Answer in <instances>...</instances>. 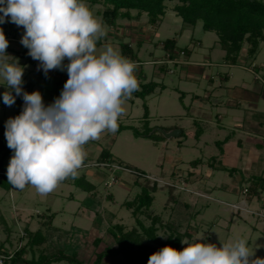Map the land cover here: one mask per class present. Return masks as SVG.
<instances>
[{
    "label": "rangeland",
    "instance_id": "rangeland-1",
    "mask_svg": "<svg viewBox=\"0 0 264 264\" xmlns=\"http://www.w3.org/2000/svg\"><path fill=\"white\" fill-rule=\"evenodd\" d=\"M82 2L102 24L97 14L100 5L92 7L88 1ZM177 4L166 2V15L157 26L149 25L146 15L139 21L119 20L121 25L114 30L102 25L107 36L97 49V55L111 46L122 56L120 44L116 42L130 44L139 50L142 63L135 65L134 73L139 90L140 83L150 81L162 83L166 89L158 88L146 100L134 92L123 101L124 114L119 118L118 131L115 134L102 133L100 139L83 146L90 161L79 169L78 176L85 175L95 185L94 191L81 190L71 178L61 182L46 196L39 195L30 185L22 191L13 187L6 191L0 187V244L4 243L9 252L14 253L27 244L26 230L35 232L42 229L47 242L36 247L34 255L29 250L25 258H38L42 252L50 255L63 250L67 255L76 254L84 264H94L97 253L106 247H117L111 235L117 225L122 226L125 232L135 229L142 233L132 214L135 207L129 209L126 203L136 205L143 192V187L136 185V180L149 179L157 182L160 188L156 192L150 189V193L155 197L152 214L162 221V224H157V236L162 241H166L172 232L186 233L184 240L189 245L206 243L220 247L221 244L244 239L249 251L254 253L251 259L264 258V193L258 197L245 192L251 183L243 180L264 176V94L258 104L254 100L255 94L262 91L260 85L264 86V76L249 67L252 60L245 55L247 46L239 64L234 67L226 64L225 52L218 45L217 35L205 32L202 21L196 27L184 24L174 11ZM132 13L135 15L136 11ZM23 34L9 40V45L15 46L9 56L19 64L27 60L17 52L27 49L20 43ZM175 38L177 50L174 58L168 59L163 42ZM139 41H142L140 49ZM185 49L191 55L180 54ZM64 63H68L67 59ZM256 64L264 66V43ZM63 73L68 75L66 69L59 70L54 80H59ZM226 76L230 77L229 81ZM38 77L35 72L34 77L24 79L23 90L41 92ZM244 82L249 85L247 87L251 91L248 93L251 95L248 103L244 102L237 108L235 98L247 91L233 90V87H241ZM3 84L5 81L0 78L1 93L8 91ZM230 91L234 99L228 97ZM41 94L44 101L54 102L55 98H49L43 89ZM145 102L149 108L148 121L143 118ZM11 115L16 117L13 113ZM174 127L183 129L184 134L167 140L161 133H153L156 129L170 132ZM136 130L141 134L151 130L149 134L152 137L136 138ZM197 130L203 131L199 139L195 138ZM238 142L241 150L242 147L244 149L237 158V172L231 176L223 170L224 167L232 169L224 164L223 148ZM102 150H111L115 161L123 165L114 162L108 166H96ZM248 153L250 156L257 153L259 158L255 155L249 159ZM12 155L13 152L5 159L3 171L7 172ZM199 159L202 164L192 168L191 162ZM212 162L214 167H211ZM119 166L133 171L122 170ZM249 170L253 171L251 175ZM189 172H194V176ZM173 183H178L175 192L178 197L176 202L170 203L166 187ZM51 215L54 217L49 227L45 222ZM140 220L146 227L152 224L148 217L140 216ZM97 239L101 240L99 244ZM187 244L182 243L181 251ZM152 246L153 253L159 251V246ZM103 264L127 263L121 255L107 258Z\"/></svg>",
    "mask_w": 264,
    "mask_h": 264
},
{
    "label": "clouds",
    "instance_id": "clouds-1",
    "mask_svg": "<svg viewBox=\"0 0 264 264\" xmlns=\"http://www.w3.org/2000/svg\"><path fill=\"white\" fill-rule=\"evenodd\" d=\"M0 13V24L10 18L24 28L20 43L45 76L50 70H67L59 97L45 106L39 91L23 90V68L8 62L9 41L0 28V78L8 89L3 103L11 107L17 96L24 102L22 112L5 122L13 152L7 180L16 190L30 185L46 196L66 179L79 178L84 145L118 131L123 101L139 90L135 64L111 46L97 55V43L107 33L82 0H0ZM187 245L182 251L165 246L148 264H264V258L251 259L254 253L244 239L220 247Z\"/></svg>",
    "mask_w": 264,
    "mask_h": 264
},
{
    "label": "trees",
    "instance_id": "trees-1",
    "mask_svg": "<svg viewBox=\"0 0 264 264\" xmlns=\"http://www.w3.org/2000/svg\"><path fill=\"white\" fill-rule=\"evenodd\" d=\"M88 1L91 6L100 5V9L97 14L102 19V25H107L111 28H118L119 20H140L143 15L148 18V24L151 26H157L161 23L162 18L166 15V2H178L174 7V11L177 16L180 17L184 24L196 27L200 21L203 22V30L207 33H215L218 37V45L221 50L225 52L224 62L228 65H237L240 57L243 55V50L247 46L245 55L249 60H252V66L256 67V61L261 51V44L264 43V0H84ZM132 11H136L134 15ZM3 15V13H0ZM0 28L3 29L6 39H15L19 34L24 33L22 26L18 27L14 23L10 22V18L4 24H0ZM8 40V41H9ZM104 38L97 43V49L103 45ZM10 42V41H9ZM142 41L138 42L139 49ZM164 50L167 51L169 58L173 59L177 50V39H167L163 42ZM6 50H10L7 48ZM120 51L123 57L129 59L131 62H138L139 50H135L130 44L120 43ZM21 54V57L32 61L33 59L27 54L28 49H25ZM180 54L191 55L188 49L181 51ZM139 61V62H140ZM164 65V64H162ZM257 72L264 71V66L258 65L256 67ZM41 77H45L44 72L40 73ZM262 76L264 73L262 72ZM47 77L49 75L47 74ZM68 79V75H62L59 80L49 79L56 85L57 94L52 98H57ZM141 89L135 91L138 97L146 99V97L152 95L157 88L162 91L166 89V86L162 83L154 81L141 83ZM182 98V97H181ZM51 104V103H50ZM144 116L143 118L148 121L149 108L144 103ZM133 130L134 128H128ZM152 130V129H151ZM149 130L146 134H141L137 130L134 131L136 138H151ZM122 131H120L121 133ZM203 131L197 130L195 137L199 139ZM184 134L182 130L181 136ZM226 140L225 142H227ZM222 150V149H221ZM12 153L7 145L5 138V123H0V187L6 191H9L12 186L8 183L7 172L5 169L4 161ZM90 160L85 158L83 167L88 164ZM114 162H118L119 165H123L118 160L115 161L114 155L110 150H102L99 157V164L111 165ZM202 161L195 160L191 162L192 168L196 169ZM211 167H214V163H211ZM82 169V168H81ZM128 169V168H127ZM232 176L235 174L236 168L227 169ZM133 171V170H132ZM138 172V171H136ZM194 172H189V175H193ZM139 176H143L138 172ZM175 175H172L174 178ZM245 182L251 183L247 192L260 197L264 193V176H253L249 180L243 178ZM145 181V182H143ZM76 185L85 192H92L95 190V185L87 180L83 175L78 179H75ZM136 185L143 187V192L140 194L137 204L132 202L126 203L129 209L135 207L132 214L136 217V223L142 230V233L135 229L125 232L122 226L117 225L116 231H112L111 235L117 244L116 248L106 247L101 252L96 254V260L94 264H103V261L107 258H115L123 256L126 259L127 264H148L149 257L153 254V244L159 246V250L165 246H170L177 251H181V240H184L185 234L172 232L166 241H162L157 236V224H160L161 218L152 214L151 206L155 197L151 195L150 189L153 192L158 191V183L151 182V180H136ZM152 186V187H151ZM168 202L173 203L177 201L178 195L175 194L178 188V183L168 184ZM162 189V188H161ZM262 207L264 209V201H262ZM140 216L148 217L152 220V224L146 227L140 220ZM54 215H51L48 221L45 223L48 226H52ZM45 224V225H47ZM162 224V223H161ZM27 231L28 241L27 244L20 249L11 253L5 247V244H0V256L5 259V264H53L66 262L69 264H84L78 259L76 254L67 255L63 250L51 253L50 255L42 252L38 258L33 256L31 259L25 258L26 253L30 250L33 255L34 249L40 247L47 242V236L42 229L35 232ZM151 241L153 244H150ZM100 239L96 240L99 244Z\"/></svg>",
    "mask_w": 264,
    "mask_h": 264
},
{
    "label": "crops",
    "instance_id": "crops-1",
    "mask_svg": "<svg viewBox=\"0 0 264 264\" xmlns=\"http://www.w3.org/2000/svg\"><path fill=\"white\" fill-rule=\"evenodd\" d=\"M144 17V16H143ZM141 20V19H140ZM135 21H139V20H135ZM119 25H121L120 23H119ZM120 27V26H119ZM118 27V28H119ZM117 28V29H118ZM113 30L114 29H116V28H112ZM108 35H110V38H113L114 39V36L112 35V33H110V32H108ZM18 37H16V39H17ZM118 40H121L120 38H118ZM104 41V40H103ZM113 42H115V41H113ZM116 43H118V44H120V41L119 42H116ZM17 44V43H16ZM13 45V44H12ZM18 46V45H17ZM20 46V45H19ZM13 46H8V48L10 49V50H6V53H7V55L9 56V54L11 53V52H13L11 49H15L14 47L12 48ZM24 49V48H23ZM152 54V53H151ZM139 58H140V55H139ZM258 59V58H257ZM7 60H8V62L9 63H11V62H13V60H14V58H12V57H8L7 58ZM26 60V59H25ZM15 61V60H14ZM140 61V60H139ZM133 62L135 65H142V63H141V61L140 62ZM27 62H29V63H27ZM38 63H39V61H36V60H32V61H29L28 59L25 61V62H22L21 64H19V66L20 67H22L23 68V71H24V74H23V76H24V78H22L23 79V81H24V79H27V77L29 78V77H31V76H35V72L36 73H38L39 74V81H40V85L41 84H47V83H53L52 81H50L49 79L51 78V80L52 79H54V78H57L56 77V74H57V72L59 71V69H55V70H50L49 72H48V75H49V77H47V76H45V77H41V75H40V73L41 72H43V70L41 69V68H39V65H38ZM238 64H239V62H238ZM28 65H30V66H28ZM230 66H236V65H230ZM258 65L256 64V67H257ZM250 67V66H249ZM256 67L254 68V67H252V68H254V71H256ZM27 71V72H26ZM258 74H262V72H260V73H258ZM62 75H64V73L62 74ZM61 75V76H62ZM59 79V78H58ZM226 80H230V77L229 76H226ZM158 83V82H157ZM28 84L30 85L31 83H29L28 82ZM141 84V83H140ZM39 85V88L41 87ZM249 87V85L246 83V82H244L243 83V85L240 87L239 85H235V87H233V90H238V89H243V90H245V91H247V92H244V95H242V96H239V97H237V98H235V104H236V107L237 108H240L241 107V105L245 102V103H248L247 101L249 100V98H248V96L249 95H251V94H249L248 93V91L250 90L248 87ZM23 87V86H22ZM35 88V87H34ZM260 88H261V92L260 93H258V94H255V102H256V104H258L260 101H261V98H262V96H263V94H264V86L263 85H260ZM158 89V88H157ZM156 89V90H157ZM257 89V88H256ZM39 90V89H38ZM40 90H41V92L40 93H42V88H40ZM251 91V90H250ZM155 93V92H154ZM153 93V94H154ZM184 94H186V92H183ZM263 93V94H262ZM13 95H15V92L13 91ZM151 96V95H150ZM3 93H1L0 92V123H5L9 118H14V116L13 115H11V113H13L14 115H19L21 112H22V110H23V107H24V102H23V99H22V96H17L16 97V100H15V103H14V105H12L11 107H9V106H6L4 103H3ZM228 97L230 98V99H234V96H233V94L231 93V91H230V96H229V94H228ZM227 97V100H229V98ZM50 98V97H49ZM147 98V97H146ZM198 98V97H197ZM201 98V97H200ZM146 100V99H145ZM223 100V99H222ZM221 100V101H222ZM43 102H44V104H45V106H48L49 104H50V102H49V100L47 101H44L43 100ZM255 104V105H256ZM257 109H258V106L256 107ZM248 110V109H247ZM255 111H257V110H255ZM9 113V115H7V113ZM1 113L3 114V113H5L6 115L5 116H2L1 115ZM249 113H252V112H249ZM258 115H262V113H258ZM263 122H261V124H262ZM174 129H180V128H177V127H174L172 130H174ZM181 131L183 130V129H180ZM182 134V133H181ZM201 136H203V134L201 135ZM196 138V137H195ZM201 138V137H200ZM241 141V140H240ZM239 141V142H240ZM230 143V144H227L226 146H225V148H223V158H224V164H226V165H229V166H231L232 168H236V166H237V162H238V160H237V158H239L240 156H241V153H242V151H243V149H244V147H242V150H241V143ZM227 143H228V141H227ZM242 146H243V144H242ZM111 151V150H110ZM89 153H90V151H89ZM255 155H257V158H259V155L256 153V154H252V156H250V154L248 153V158L250 159V158H252V157H254ZM231 158V160H228V159H230ZM86 158H89L88 157V155L86 156ZM261 160H263V158L261 159ZM238 169V168H237ZM249 173H250V175L253 173V171H251V170H249L248 171Z\"/></svg>",
    "mask_w": 264,
    "mask_h": 264
},
{
    "label": "water",
    "instance_id": "water-1",
    "mask_svg": "<svg viewBox=\"0 0 264 264\" xmlns=\"http://www.w3.org/2000/svg\"><path fill=\"white\" fill-rule=\"evenodd\" d=\"M41 88L43 89L44 94L48 95V97L52 98L57 94L56 85L54 83L41 84ZM159 132L161 133L167 140L172 138H176L181 136L182 131L180 129L172 130L170 132H166L163 129H156L153 133ZM151 135V134H150Z\"/></svg>",
    "mask_w": 264,
    "mask_h": 264
},
{
    "label": "built area",
    "instance_id": "built-area-1",
    "mask_svg": "<svg viewBox=\"0 0 264 264\" xmlns=\"http://www.w3.org/2000/svg\"><path fill=\"white\" fill-rule=\"evenodd\" d=\"M9 40V39H8ZM168 58H169V55H168ZM169 62H172V61H169ZM100 165H103V166H108V165H106V164H96V166H100ZM118 168H121L122 170H127V171H130V172H132L131 170H129V169H126V168H122V167H118ZM245 192H247V189L245 190ZM4 257L3 256H0V264H5V261H4Z\"/></svg>",
    "mask_w": 264,
    "mask_h": 264
}]
</instances>
